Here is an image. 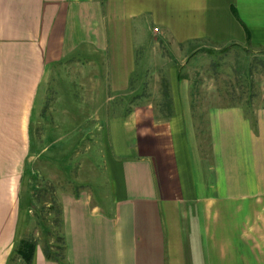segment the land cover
I'll list each match as a JSON object with an SVG mask.
<instances>
[{
	"label": "crops",
	"instance_id": "obj_1",
	"mask_svg": "<svg viewBox=\"0 0 264 264\" xmlns=\"http://www.w3.org/2000/svg\"><path fill=\"white\" fill-rule=\"evenodd\" d=\"M153 42L264 55V0H0V264L43 119L85 145L89 187L59 198L66 264H264V106L204 107L206 149L175 71L168 112L130 105Z\"/></svg>",
	"mask_w": 264,
	"mask_h": 264
},
{
	"label": "rangeland",
	"instance_id": "obj_2",
	"mask_svg": "<svg viewBox=\"0 0 264 264\" xmlns=\"http://www.w3.org/2000/svg\"><path fill=\"white\" fill-rule=\"evenodd\" d=\"M152 44L146 54L150 63L145 72L148 79H144L140 86V93L144 94L137 99H130V105L150 104L162 108L164 114L168 112L173 105L170 70L175 71L176 86L191 93L187 101L181 97L176 102L189 105L197 134L206 149L208 134L202 111L204 107L233 104L242 107L250 116L253 107L264 106V55L261 53L234 44H206L189 51L170 50L158 43ZM161 85L168 93L166 98L161 96ZM146 94H149L147 98L144 97ZM55 125L43 119L41 126H38V149L46 150L40 159L28 164L25 175L27 202L23 204L14 254L19 243L25 240L41 250L47 246L55 254L61 245L60 195L87 186L81 184V154L84 153L85 145H64L70 139L61 138L63 130L49 128ZM59 137V144H55ZM78 141L72 137L73 143ZM89 170L84 169L85 172ZM19 263H22V259L13 255L9 264Z\"/></svg>",
	"mask_w": 264,
	"mask_h": 264
},
{
	"label": "trees",
	"instance_id": "obj_3",
	"mask_svg": "<svg viewBox=\"0 0 264 264\" xmlns=\"http://www.w3.org/2000/svg\"><path fill=\"white\" fill-rule=\"evenodd\" d=\"M61 245L58 247V251L53 254L50 251V248L47 246H44L42 248V252L44 257L47 260L57 262L59 264H66L64 261V245H63V239L62 236L60 237ZM36 249V246L33 243H30L28 241H21L19 245L17 246L15 250V254L17 257H20L22 259V264H31V260L34 255V251Z\"/></svg>",
	"mask_w": 264,
	"mask_h": 264
}]
</instances>
